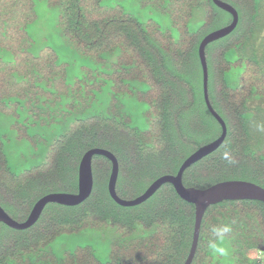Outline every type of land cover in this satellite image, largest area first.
Instances as JSON below:
<instances>
[{
	"label": "trees",
	"instance_id": "trees-1",
	"mask_svg": "<svg viewBox=\"0 0 264 264\" xmlns=\"http://www.w3.org/2000/svg\"><path fill=\"white\" fill-rule=\"evenodd\" d=\"M44 1L56 9L65 41L91 65L70 82L71 66L52 48L30 50L34 0H0V50L11 56H0V206L18 222L42 196L77 192L79 162L91 148L116 156V193L133 199L221 133L204 102L198 45L229 24L230 13L212 0H136L167 14L175 38L121 5ZM223 1L237 10L238 22L206 44L205 57L208 98L226 136L183 171L182 182L205 189L240 179L264 188V132L257 130L264 123V0ZM197 8L203 23L190 31ZM225 151L232 163L222 159ZM111 166L106 156H92L93 188L76 205L48 202L24 229L0 221V264H183L194 204L165 182L143 202L119 205L107 188ZM221 224L232 227L230 255L214 258L207 244ZM259 250L264 202L226 199L206 208L191 264H260Z\"/></svg>",
	"mask_w": 264,
	"mask_h": 264
},
{
	"label": "water",
	"instance_id": "water-1",
	"mask_svg": "<svg viewBox=\"0 0 264 264\" xmlns=\"http://www.w3.org/2000/svg\"><path fill=\"white\" fill-rule=\"evenodd\" d=\"M215 5L231 14L232 20L229 24L217 28L207 33L200 41L198 45V56L202 71V91L204 102L212 114V116L218 121L221 126L220 135L213 141L201 146L192 154H190L179 166L175 174H165L155 179L139 196L133 199L120 198L115 190L117 175H118V160L116 156L109 150L104 148H91L87 150L81 157L78 167V186L77 192H55L48 193L39 198L33 205L27 219L23 222H18L11 218L4 209L0 206V221L15 229H24L32 225L40 216L44 206L48 202H55L63 205H76L86 199L93 188V176L91 168V160L94 154H101L106 156L111 161V172L108 179V192L110 197L119 205L133 206L143 202L149 196H151L157 188L163 183H171L176 193L185 201L193 203L194 210V226L191 245L189 252L183 264H191L198 245L201 221L206 208L217 202L226 199H256L264 202V188L256 183L247 180L230 179L217 182L208 188L198 189L194 187H186L182 182L183 171L192 163L200 159L201 157L214 151L224 140L226 136V124L221 116L213 109L210 104L207 92V63L205 57V46L207 43L219 39L228 33H230L238 22L237 10L229 3L223 0H212Z\"/></svg>",
	"mask_w": 264,
	"mask_h": 264
},
{
	"label": "rangeland",
	"instance_id": "rangeland-1",
	"mask_svg": "<svg viewBox=\"0 0 264 264\" xmlns=\"http://www.w3.org/2000/svg\"><path fill=\"white\" fill-rule=\"evenodd\" d=\"M36 18L27 26V33L30 37V50L36 54L42 47L52 48L58 56L60 62H67L71 66L68 70V79L73 81L80 76L81 66L91 65L86 57L78 56L75 49L65 41L57 24V11L48 6L44 0H34ZM104 5H121L126 11L134 14L141 21L151 19L156 22L162 30H169L173 37H177L175 30L171 27L167 14L161 13L151 7H142L136 0H103ZM203 11L201 8L194 10L188 22L190 31H195L203 23ZM0 56L4 60H10V54L5 50H0ZM238 70L231 71L230 81H235ZM264 103V102H263ZM134 104V103H133ZM141 107V106H140ZM106 253L101 251L99 256L105 258Z\"/></svg>",
	"mask_w": 264,
	"mask_h": 264
},
{
	"label": "clouds",
	"instance_id": "clouds-1",
	"mask_svg": "<svg viewBox=\"0 0 264 264\" xmlns=\"http://www.w3.org/2000/svg\"><path fill=\"white\" fill-rule=\"evenodd\" d=\"M257 130L264 132V123L257 125ZM222 159L232 163L229 152L222 153ZM232 232L230 224H221L211 228L212 238L209 239L207 247L212 256L227 258L230 255L229 247L227 246L228 237Z\"/></svg>",
	"mask_w": 264,
	"mask_h": 264
},
{
	"label": "built area",
	"instance_id": "built-area-1",
	"mask_svg": "<svg viewBox=\"0 0 264 264\" xmlns=\"http://www.w3.org/2000/svg\"><path fill=\"white\" fill-rule=\"evenodd\" d=\"M256 257L259 260L260 264H264V250H259Z\"/></svg>",
	"mask_w": 264,
	"mask_h": 264
}]
</instances>
